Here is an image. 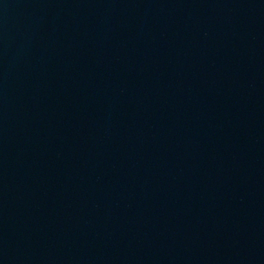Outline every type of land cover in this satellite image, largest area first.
<instances>
[{"label":"water","instance_id":"95a60500","mask_svg":"<svg viewBox=\"0 0 264 264\" xmlns=\"http://www.w3.org/2000/svg\"><path fill=\"white\" fill-rule=\"evenodd\" d=\"M0 264H264V0H0Z\"/></svg>","mask_w":264,"mask_h":264}]
</instances>
